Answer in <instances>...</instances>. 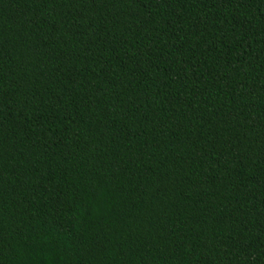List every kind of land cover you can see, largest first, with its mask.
<instances>
[{"label": "trees", "instance_id": "obj_1", "mask_svg": "<svg viewBox=\"0 0 264 264\" xmlns=\"http://www.w3.org/2000/svg\"><path fill=\"white\" fill-rule=\"evenodd\" d=\"M0 264H264V0H0Z\"/></svg>", "mask_w": 264, "mask_h": 264}]
</instances>
